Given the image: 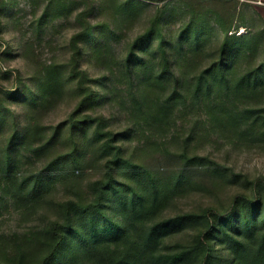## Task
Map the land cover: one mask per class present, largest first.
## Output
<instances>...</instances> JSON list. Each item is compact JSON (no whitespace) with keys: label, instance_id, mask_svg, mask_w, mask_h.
<instances>
[{"label":"rangeland","instance_id":"rangeland-1","mask_svg":"<svg viewBox=\"0 0 264 264\" xmlns=\"http://www.w3.org/2000/svg\"><path fill=\"white\" fill-rule=\"evenodd\" d=\"M152 178L167 189L149 223L189 218L153 241L167 254L185 250L179 264H201L200 238L228 210L210 264H229L231 238L258 244L264 18L256 5L0 0V264L45 259L63 233L73 251L65 264H110L101 257L121 245L112 228L124 221V182L148 191Z\"/></svg>","mask_w":264,"mask_h":264},{"label":"trees","instance_id":"trees-1","mask_svg":"<svg viewBox=\"0 0 264 264\" xmlns=\"http://www.w3.org/2000/svg\"><path fill=\"white\" fill-rule=\"evenodd\" d=\"M244 33V32H243ZM121 147H117L116 157H120ZM111 168V167H110ZM112 172V171H111ZM150 178V176H149ZM152 182H149L150 189L144 190L142 187L133 188V183L124 182V185L130 189V193L126 200V205L122 203L124 209L123 219L124 221L120 225H115L112 230L121 235H117V239L121 241V245L118 248L108 247L102 255V259H110V264H179L182 260L187 259V255L184 251L165 253L163 249L159 248L157 243H153L155 234L160 231L165 234L164 239L169 238L171 233L170 228L178 227L180 224H186V216L175 217L170 221L154 222L150 221L149 216L153 215L155 210L158 208V204L161 203L162 199H158L164 190L167 189V185H160L156 179L152 178ZM142 189L151 195L149 198L142 193ZM256 200H260L259 196L256 195ZM159 202V203H158ZM121 204V203H120ZM76 206V204H75ZM94 204L87 206L77 205L76 208L87 211L89 208H93ZM154 211V212H153ZM232 211V210H231ZM228 210L224 215L225 217L220 220L219 223L215 220H211L212 228L208 231V235L200 238L202 241L201 245V264H210L212 241L216 232L221 231V224L231 218V212ZM153 212V213H152ZM216 215L210 212V216ZM96 219V218H95ZM210 219V218H209ZM100 221V218L95 221H91L92 225ZM68 225H64L65 230L70 229V222ZM264 226V220H263ZM164 225V226H163ZM60 223H56V227H60ZM218 226V228H216ZM93 227H96L95 225ZM232 227V226H231ZM218 230V231H217ZM105 231L100 229L99 231L92 232L94 237H98ZM65 233L57 237L50 249V254L45 259H39L34 264H65L64 260L69 258L72 254V246L70 243L65 244ZM72 243L74 241L72 240ZM76 247L78 245L74 243ZM95 250L98 247L94 248ZM228 249L230 251V259H227L229 264H264V233L259 237L257 245H251L239 239L237 237L231 238L229 241ZM102 253V251H101ZM155 259V261L153 260ZM16 264H25L26 259H18Z\"/></svg>","mask_w":264,"mask_h":264},{"label":"crops","instance_id":"crops-1","mask_svg":"<svg viewBox=\"0 0 264 264\" xmlns=\"http://www.w3.org/2000/svg\"><path fill=\"white\" fill-rule=\"evenodd\" d=\"M248 2L253 3L259 9L262 17L264 18V0H247Z\"/></svg>","mask_w":264,"mask_h":264}]
</instances>
